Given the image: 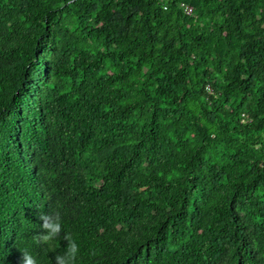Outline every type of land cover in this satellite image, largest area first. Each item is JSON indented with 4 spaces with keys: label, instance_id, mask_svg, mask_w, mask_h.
<instances>
[{
    "label": "trees",
    "instance_id": "obj_1",
    "mask_svg": "<svg viewBox=\"0 0 264 264\" xmlns=\"http://www.w3.org/2000/svg\"><path fill=\"white\" fill-rule=\"evenodd\" d=\"M65 233L76 264H264V0H0V264Z\"/></svg>",
    "mask_w": 264,
    "mask_h": 264
},
{
    "label": "clouds",
    "instance_id": "obj_2",
    "mask_svg": "<svg viewBox=\"0 0 264 264\" xmlns=\"http://www.w3.org/2000/svg\"><path fill=\"white\" fill-rule=\"evenodd\" d=\"M37 215L38 219L42 221L40 225L42 231L36 235L37 242L47 244L58 237L63 230L60 213L38 212ZM63 239L67 241V246L63 254H57L55 256V264H76L79 245L73 239L71 233H65ZM19 264H37V261L27 250H21Z\"/></svg>",
    "mask_w": 264,
    "mask_h": 264
},
{
    "label": "built area",
    "instance_id": "obj_3",
    "mask_svg": "<svg viewBox=\"0 0 264 264\" xmlns=\"http://www.w3.org/2000/svg\"><path fill=\"white\" fill-rule=\"evenodd\" d=\"M183 10H184V12L185 13H187V14H191L192 13V7L190 6V5H184V7H183ZM208 89H209V91H210V88L209 87H207Z\"/></svg>",
    "mask_w": 264,
    "mask_h": 264
}]
</instances>
